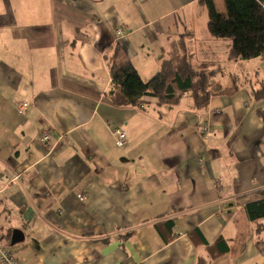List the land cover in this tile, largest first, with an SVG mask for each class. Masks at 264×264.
<instances>
[{"label":"crops","instance_id":"crops-1","mask_svg":"<svg viewBox=\"0 0 264 264\" xmlns=\"http://www.w3.org/2000/svg\"><path fill=\"white\" fill-rule=\"evenodd\" d=\"M182 36L220 68L208 105L117 106L116 49L148 81ZM230 45L200 0H0V232L20 264H264V218L246 210L264 198V56Z\"/></svg>","mask_w":264,"mask_h":264},{"label":"trees","instance_id":"trees-1","mask_svg":"<svg viewBox=\"0 0 264 264\" xmlns=\"http://www.w3.org/2000/svg\"><path fill=\"white\" fill-rule=\"evenodd\" d=\"M200 1L207 9L210 35L231 41V60H250L264 56V0H225V12L218 10L214 0ZM164 57L161 69L151 79L144 81L133 63L121 58L118 47L113 59H108L112 76V89L109 93L113 102L117 106H142V99L149 95L157 99L158 106H162L178 103L184 93L190 92L196 107H206L214 93L210 86L213 85L215 71L220 68L211 71L193 63L184 36L171 43ZM234 89L232 87L227 91L233 92ZM253 97H264V81L253 91ZM258 114L264 123V110ZM246 210L251 220L264 218V198L248 204ZM223 243L227 244L219 238L216 247ZM214 247L211 246V251ZM223 249L219 253L227 251L226 247Z\"/></svg>","mask_w":264,"mask_h":264},{"label":"built area","instance_id":"built-area-1","mask_svg":"<svg viewBox=\"0 0 264 264\" xmlns=\"http://www.w3.org/2000/svg\"><path fill=\"white\" fill-rule=\"evenodd\" d=\"M120 32V31H119ZM27 104L26 103H21L19 104L18 108L20 110V112H24L26 109ZM202 132L208 134L210 132V129L208 126H203L202 128ZM113 135L115 137L116 140V144L119 147H124L127 144V134L126 131L120 127L115 128L113 131ZM49 134L45 133V135L43 136V141L48 140L49 138ZM19 176L15 177L18 178ZM0 188H1V184H0ZM2 234L0 232V264H19V261L16 257V255L5 245L2 244Z\"/></svg>","mask_w":264,"mask_h":264},{"label":"water","instance_id":"water-1","mask_svg":"<svg viewBox=\"0 0 264 264\" xmlns=\"http://www.w3.org/2000/svg\"><path fill=\"white\" fill-rule=\"evenodd\" d=\"M25 239L24 232L20 229H15L12 233L11 246H14Z\"/></svg>","mask_w":264,"mask_h":264},{"label":"bare ground","instance_id":"bare-ground-1","mask_svg":"<svg viewBox=\"0 0 264 264\" xmlns=\"http://www.w3.org/2000/svg\"><path fill=\"white\" fill-rule=\"evenodd\" d=\"M118 31V33L119 34H121L122 32H123V30L122 29H118L117 30ZM120 31V32H119ZM23 103H26L27 104V106H26V108L28 107V103L27 102H23ZM21 104V103H20ZM26 110V109H25ZM113 131H114V129H113ZM49 138H50V136H49ZM48 138V139H49ZM115 138V137H114ZM116 141V140H115ZM17 176H19L20 177V175H16L15 177H17ZM15 177L14 178H12L9 182H11V181H14V180H18L19 179V177L18 178H16L15 179ZM2 182H0V184H1ZM1 189H2V185H1V188H0V191H1ZM10 249V248H9ZM11 250V249H10ZM12 251V250H11ZM13 252V251H12ZM15 254V253H14ZM17 257V256H16ZM17 259H18V257H17ZM18 261H19V259H18ZM19 264H20V261H19Z\"/></svg>","mask_w":264,"mask_h":264},{"label":"rangeland","instance_id":"rangeland-1","mask_svg":"<svg viewBox=\"0 0 264 264\" xmlns=\"http://www.w3.org/2000/svg\"><path fill=\"white\" fill-rule=\"evenodd\" d=\"M217 8H218V10L220 11V4H219V0H217ZM224 9V8H223Z\"/></svg>","mask_w":264,"mask_h":264}]
</instances>
